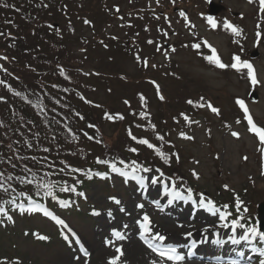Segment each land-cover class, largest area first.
<instances>
[{
    "label": "rangeland",
    "instance_id": "374dc122",
    "mask_svg": "<svg viewBox=\"0 0 264 264\" xmlns=\"http://www.w3.org/2000/svg\"><path fill=\"white\" fill-rule=\"evenodd\" d=\"M171 1L172 3L160 0L140 1L152 9L157 27L160 29L159 35H162L159 37H163L160 41L162 40L164 47L168 42L170 49L161 51L156 44L154 52L152 49L150 53H147L149 56L153 54L152 57L139 59L140 63L146 61V64L150 65L148 71H143L139 62L133 60L132 57L130 62L125 57H118L119 64H128V75L134 82L122 88L125 87L126 90L136 93H148L155 100L152 89L145 83V79L152 76L159 80L167 102L155 103L152 108L153 113L164 118L177 113L181 108V100L189 95L208 96L213 100V107L221 109L225 115H229L230 111L233 112L235 107H239L241 111L236 101L243 99L248 109L247 117L251 116L257 128L264 130V11L261 10V0ZM122 5L124 8L131 7L127 3H122ZM135 16L138 15L133 14V10L127 8L119 22L131 23L137 18ZM209 17L216 24L215 28L209 22ZM226 23L238 28L241 35L236 36L230 28L225 27ZM121 35L126 36V31L125 33L123 31ZM179 37L189 44L188 49L180 50L172 56L173 43ZM130 39L132 40L133 37ZM205 43L211 51L215 49L214 55L227 65L235 63L233 57L236 55L251 63L258 83L252 85L248 77L249 80H246L245 74L238 76L239 74L237 75L230 68L221 70L207 61L205 59L207 55L202 50H197ZM133 56L135 59L137 56L140 58L139 48L134 50ZM172 59L175 64L173 70H170L171 76L163 77L158 72V68L166 67ZM2 62L3 59H0V63ZM92 70L97 71L95 68ZM85 72L86 74L92 73L90 70H85ZM101 73L103 75L107 73L105 65L99 68L98 74L102 75ZM153 73H157V76H153ZM80 78L81 80H78L76 85L79 87L83 83L88 86L89 96L93 102L105 106L117 104V99L109 96L110 90H114L112 80L105 83L104 76L99 78L93 75L91 78ZM0 87L4 85L0 83ZM251 96L255 97V102L250 100ZM123 110L127 111L125 106ZM213 113L204 112L195 124L190 125L182 137H175L184 156L181 165L182 174H198L196 187L223 213L225 209L221 204L222 201L227 202L234 197L239 200L240 206L249 209L252 215L256 212L257 205L264 201V144L260 141L259 135L251 130L248 121L243 124L242 118L240 123H235L237 120L233 122L232 116L228 119H219ZM234 115H238L237 112ZM123 121L120 120L119 124L105 126L99 136L100 140L102 137L106 139L112 150L121 148L120 150L124 152L127 148L125 146L129 143L123 138ZM226 121L230 123L225 125ZM233 132L238 133L239 136L234 137ZM255 134L258 135V139ZM69 157L71 158V155ZM245 157L247 160L244 159ZM146 176L149 177L146 190H138L129 181L126 184L122 179L113 180L110 185L101 182L92 184L87 194L88 204H82L78 209L64 212L66 221L79 233L84 245L91 253L90 258L82 257L74 244L66 241L64 236L62 237L57 229L39 214L14 213L12 221L0 218V221H3L0 224V263L12 264L15 260L17 264H107V260L116 255L114 248L122 244L124 256L121 257L119 264H125V262L127 264H150L152 260L158 259L139 242V229L135 225V219L144 213L150 216L154 231H159L166 236L165 244H174L183 252H186L190 240L200 242L207 237L212 242L215 233L220 236L225 235L224 239L227 240L233 234L227 216L225 220H221L219 219L220 213L214 216L200 208L198 204L194 206L190 202H175L172 206H168L167 199L170 197L165 195L163 184L159 180L156 185L151 184V179L159 174ZM160 180L167 182L171 188L173 181L164 176L160 177ZM176 186L179 191L187 195L181 185ZM109 197L121 199L126 212L120 213V206L111 202ZM195 198L199 202V196ZM156 201L167 208L165 213L153 207V202ZM139 203H143L145 207L136 208L135 205ZM181 205L185 206V209H182ZM108 209L113 210L114 218L107 217ZM93 210L100 211L101 216H93ZM1 211L2 208H0ZM129 212L131 215L127 214ZM125 223L129 224L128 230L122 227ZM223 224H228L229 227H221ZM114 228L126 231L128 239L126 241L116 240L114 246L106 247V239H115L110 235ZM205 228L210 229L212 233L208 235L194 233ZM187 232L193 233L191 238L187 237ZM238 233L242 235V232L237 229L236 235ZM39 236H46L48 239L42 240L38 238ZM209 251V256L213 258L217 253L219 257H227L229 254L235 257L238 253L237 249L229 251L214 247H210ZM182 264L216 263L187 260ZM255 264H259V261Z\"/></svg>",
    "mask_w": 264,
    "mask_h": 264
},
{
    "label": "trees",
    "instance_id": "16d2710c",
    "mask_svg": "<svg viewBox=\"0 0 264 264\" xmlns=\"http://www.w3.org/2000/svg\"><path fill=\"white\" fill-rule=\"evenodd\" d=\"M106 1L112 4L109 9L102 8L100 0H0V53L7 57L0 63V78L4 84L0 92V173L5 178L0 188L1 199L39 198L43 193L37 195V192L42 189L29 183L30 176L47 173L40 176L50 181L71 175L62 160L67 159L69 139H64L60 118L53 112L61 111L65 100L74 104L79 88L76 82L81 80L82 70L105 65L109 81L113 82L115 99L122 97L121 84H125V80L133 82L117 62L116 57L121 55L112 51L115 41L110 36L100 35L106 25H112L117 16L123 14V10L118 11L122 9V0ZM127 8L139 10V6ZM132 23L129 26L132 31L144 33L143 26ZM92 32L94 38L88 37L87 43L93 45L94 50L89 51L84 45L80 58V52L74 48ZM61 67L64 76L60 75ZM16 92L22 95L18 97ZM181 107L189 109L192 104L181 103ZM234 114L223 112V118L237 119ZM93 117L100 118L99 115ZM158 145L168 147L164 140ZM45 148L49 151L45 152ZM129 158L153 167L159 166L160 161V157L148 149ZM88 163L87 159L86 165ZM73 164L80 169L86 167L81 159ZM8 176L13 179H6Z\"/></svg>",
    "mask_w": 264,
    "mask_h": 264
},
{
    "label": "snow or ice",
    "instance_id": "6c2138e0",
    "mask_svg": "<svg viewBox=\"0 0 264 264\" xmlns=\"http://www.w3.org/2000/svg\"><path fill=\"white\" fill-rule=\"evenodd\" d=\"M261 10L264 11V0H261ZM181 15H183V13H181ZM209 22L212 23V26L215 28L216 24L212 21V18L209 17ZM85 23H90L89 21H85ZM49 28H53L55 27L54 25H48ZM226 28H230L232 30V32L236 35L239 36L241 35V32L238 28L234 27L231 24H225ZM113 39H117L116 37H113ZM151 43V41H149ZM174 51V49H173ZM212 52L215 53V49H212ZM0 59H7V57H2ZM205 59L211 63H213L217 68L224 70L229 68V65L221 62L220 58L218 56H206ZM137 60L139 61V56H137ZM235 63L231 64L230 67L234 70H236L237 72L241 71V69H247V74H248V78L251 80L252 85H256L258 83L257 81V77L254 73L253 70V65L249 62H247L246 60H242L241 57L239 55H236L234 57ZM146 64V61H145ZM60 75L64 76V69L61 67L60 68ZM67 79V77H65ZM0 83H2V81H0ZM53 87H57V85H53ZM66 91V89H65ZM157 91L159 93V87L157 85ZM16 96H21V92H16L15 93ZM83 99V97H81ZM159 98L161 100L164 99V97L162 95L159 96ZM141 100H144L143 95L141 94ZM58 102V101H57ZM91 103V102H89ZM124 103L130 104V102L128 100H125ZM189 104L192 103L191 100L188 101ZM236 103L241 107V109L244 110L245 114H247L248 109L245 107V101L243 99H238L236 101ZM97 107H99V105H96ZM211 110L213 112L219 113V110L212 107L211 104L208 105ZM77 115L79 116L80 119H83V116L80 115L79 113H77ZM119 115V118L122 120L124 119L122 114H117ZM133 115H135V113H133ZM145 113H141V116H144ZM106 118L108 120H113L114 117L110 114H106ZM185 119H187V117H185ZM248 123L251 126V130L254 133H257L259 135V139L262 143H264V130H261L259 128H257V126L253 123L251 116H248ZM91 128H95L96 126L94 124H89L88 125ZM153 130H155V125H152ZM69 131H71L69 129ZM85 136H88V133H84ZM129 135L131 137V139L136 140L138 144L141 145H147L149 148H153L154 145L149 143V141L147 139H140L137 140V138L135 136H133L131 134V132H129ZM183 135V134H182ZM232 135L234 137H238L239 134L236 132H233ZM74 138V137H73ZM89 139H93L94 137L92 136H88ZM188 138V137H185ZM157 139L163 141L164 137L161 135H157ZM129 151L133 152V153H137L138 154V149L133 147L128 149ZM45 152H48L49 149L45 148L44 149ZM158 154L165 159V162L168 161L169 157L163 153V152H159ZM176 156V159H179L178 154H173ZM245 160H247V157L244 158ZM97 163L99 164H108L110 171L112 173L118 174L120 177H123L124 182L127 184L129 180L131 181H135L136 184L139 186L140 189H147L148 187V180L149 177L144 175L146 173H150L153 172V169L151 167L148 166H144L142 164L137 163V161L133 160L130 163H126L123 159H120L118 162L117 161H107V160H100L99 158H97ZM117 164L122 165L123 167H118ZM30 171V169H29ZM61 171H63V169H61ZM68 171L70 172H76V173H82L83 175L86 176L87 179L91 180L93 178V175L101 178V179H110L111 177L109 176V174L107 172H95L93 174L91 169L88 170H82L80 168H75V167H69ZM155 172L159 173V176H156L154 178L151 179V184L152 185H156L158 180L160 181V183L163 184L164 187V191H165V195L170 197L169 199H167V205L168 206H172L175 202H190L192 205L196 206L198 204V206L208 212H210L212 215H217L218 213H220L219 215V219L221 220H225L227 215H230V213H223L221 211L220 208H217L214 204L213 201L211 200H207L205 195L203 193H199L197 194L199 196V202H197V199L194 196L193 190L191 188H186L184 191L187 192V195H185L183 192L179 191L177 189V186L175 184V181L172 182L171 188L169 187V184L163 180H160V177L164 176V173L161 172V170L159 168L155 169ZM48 174L46 173L45 176H47ZM193 175L199 179L198 174L193 173ZM4 175L3 173H0V188H3L4 186ZM6 179L11 180L13 179V177L8 176ZM33 179H35V176L33 177ZM33 181H29V183H32ZM77 184L82 183V181L80 180H76ZM36 187L37 189H43L44 192V196L45 197H51L53 200L56 199V195L54 194V190L58 188L59 192L62 193H67V192H71V193H75L77 196L80 197H84L85 199H87L86 195L84 192L82 191H78L77 188L75 186H69L67 184L65 185H61L58 186L56 184L50 183V182H46L44 177H42L39 181H36ZM225 188H227V186H225ZM5 191H7V189H4ZM39 191L37 192V195H39ZM28 203L27 204H20L19 205V211L21 214L28 212L31 213L34 210L35 211H43L44 216L46 217H50L53 221H55L56 224L60 225L63 229L67 230V233H70L73 237H75V243L80 245V250L84 253L85 256L88 255V252L86 250V248L84 247V245L81 243L80 238L77 236V234L69 227V225L65 222L64 219L59 218L58 216L54 215L52 211L47 210L46 208H44V206L36 201H34L32 199V197H28ZM109 200L111 202H113L115 205L120 206L119 207V212L120 213H125L126 209L124 206H122V201L121 199L117 198V197H109ZM62 206H71L70 201H60ZM155 206L156 208L163 212L165 211V208L160 204L159 201L155 202ZM136 208L139 209H143L145 207V205L143 203H139L135 205ZM227 207V206H225ZM240 207V202L239 200H237V208L239 209ZM246 211V209H245ZM128 215H131V213H127ZM4 215H6L8 220H12V216L7 215L6 213H4ZM93 216H101V212L97 211V210H93L92 212ZM107 217L109 218H114V214H113V210L112 209H108L106 212ZM3 221H0V224H2ZM135 225L138 226L139 229V234H138V238L142 241V243L146 246L147 249H150L151 252L155 253L159 259L158 260H152L150 262V264H168V262H172V264H182L183 261H185V256L181 254V251L178 250V247L174 244H165L166 241V236L161 234L159 231H154V225L152 223V220L150 219V216L147 213H144L141 217L135 219ZM183 225H181L182 227ZM123 229L124 230H128L129 229V224L125 223L123 224ZM221 227L223 228H227L229 227L228 224H223L221 225ZM237 229L243 230L242 235L239 236V238L236 237V232ZM231 230L233 235L229 237V240L231 242V244L233 245H241L242 242H246L249 245H252V251L253 252H257L259 257H261V259L259 260V264H264V231H261L259 229L258 226H249L246 227L245 223L240 222V220H233L231 223ZM111 237H114L115 239H106L105 240V246L106 247H112L115 245L116 240L119 241H126L128 239V236L126 235V231H121V230H117V229H112L111 233H110ZM187 237L191 238L193 233L192 232H187L186 233ZM39 239L42 240H47L48 237L46 236H39ZM64 239L66 241H68L69 243H71V241H69V236L66 234L64 235ZM207 242V237H205L204 239H202L200 241V244H204ZM213 244L218 245V246H223L226 241L221 240L219 238L215 239L212 241ZM256 245H260L259 247H256ZM189 247V251L187 252V256L188 257H193L195 256L196 252V248H197V242L195 240H192L191 245L188 246ZM114 251L116 253V255L114 257H111L107 260V264H119L121 257L124 256V248L123 245L121 244L120 246H117L114 248ZM237 259H229L227 261H223L221 260L219 257L217 258V264H242V259L245 256L244 252H238L237 254ZM125 264H127V262H125ZM249 264H251V258L249 257Z\"/></svg>",
    "mask_w": 264,
    "mask_h": 264
},
{
    "label": "water",
    "instance_id": "95a60500",
    "mask_svg": "<svg viewBox=\"0 0 264 264\" xmlns=\"http://www.w3.org/2000/svg\"><path fill=\"white\" fill-rule=\"evenodd\" d=\"M258 222L261 231H264V202L258 206Z\"/></svg>",
    "mask_w": 264,
    "mask_h": 264
}]
</instances>
